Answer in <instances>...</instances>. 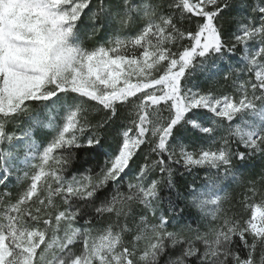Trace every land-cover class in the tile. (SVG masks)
I'll return each mask as SVG.
<instances>
[{
	"label": "snow or ice",
	"instance_id": "1",
	"mask_svg": "<svg viewBox=\"0 0 264 264\" xmlns=\"http://www.w3.org/2000/svg\"><path fill=\"white\" fill-rule=\"evenodd\" d=\"M256 156L262 0H0V264H264V170L238 168ZM176 165L209 170L183 207ZM228 180L247 218L223 209Z\"/></svg>",
	"mask_w": 264,
	"mask_h": 264
},
{
	"label": "trees",
	"instance_id": "2",
	"mask_svg": "<svg viewBox=\"0 0 264 264\" xmlns=\"http://www.w3.org/2000/svg\"><path fill=\"white\" fill-rule=\"evenodd\" d=\"M96 39H99V37H97ZM94 42L95 41L92 42L89 41L90 44ZM97 115H98L97 113L92 112L90 113V118H94ZM125 119H126L125 114L122 112L119 118L117 119L116 123L118 125L122 124L124 123ZM24 130L27 131L28 129L25 127ZM11 131L15 133H21V129L16 126H13L11 128ZM44 131H50V130L44 129ZM40 134H41L40 131L37 130L36 131L37 140ZM175 167L177 168L178 171L175 177V182H176V188L179 190V196L176 195V190H172L171 194L172 197L176 199L177 203H179L180 206L183 207L184 197L188 194V190L191 187L199 186L202 183L203 175H204L203 173L205 171V168L193 169L192 171L187 172L183 169L182 166L176 165ZM262 170H264V160H262L259 156H256V159H254V162L250 164L248 170L246 171V174H244V178L247 179L248 181H251L254 177L255 180L259 181L260 180L259 173ZM8 190L12 191L13 195H15L16 192L22 191V183H17L16 181L13 180V183L9 185ZM0 191H4V189L0 188ZM246 192H247L246 188L242 186L233 188L224 208V210L227 211L229 215L236 214L244 218H247L251 214V210H250L251 207H247L246 205L242 206L241 204V202L244 200ZM169 193H170L169 189L167 188L164 189V194L166 197L169 196ZM165 203H167V201H165ZM247 203L254 205L255 203H259V200L257 199L256 201H248ZM85 211L90 213L91 209H85ZM185 215L186 217H188L186 222L189 224L191 223L193 218L197 217L194 208L188 209ZM84 219H87V216H85L83 219L78 218L76 223L77 226H82L84 224ZM107 219H108L107 215L101 218V221L98 222V226Z\"/></svg>",
	"mask_w": 264,
	"mask_h": 264
},
{
	"label": "rangeland",
	"instance_id": "3",
	"mask_svg": "<svg viewBox=\"0 0 264 264\" xmlns=\"http://www.w3.org/2000/svg\"><path fill=\"white\" fill-rule=\"evenodd\" d=\"M253 2H254V0H253ZM262 2H264V0H262ZM9 11L11 12V11H13V9H9ZM90 42H92V41H90ZM133 82H135V80H133ZM192 83H197V84L200 85V87H209V88L213 87V83H212L211 78L208 75H206L204 72H200V71L196 72L192 76V79L189 82V86H191ZM231 87L232 86H231L230 82L229 83H225L222 80L220 81L219 84L216 85V88L218 90H221V91H231ZM201 123L203 124V121H201ZM45 129L51 131V129H49V128H45ZM31 131L34 132L35 138H36V131L37 130L36 129H32ZM222 134H224L223 129H218L217 135H222ZM16 135L20 136L21 133H16ZM201 136H202L201 133H199L196 130H193L191 125H189V130L184 133V143H191L193 145H198L200 143H203V141L200 138ZM22 159L23 158L21 157V161H22ZM254 159H256V157H253L252 159L247 161V167H241V166L238 165L239 170L241 172H243V174H246V171L248 170V167L250 166V164H252L254 162ZM17 167H21L22 168L23 164L22 163H18ZM208 172H209V170L205 168V171L203 173L204 174L203 175V180H202V183L200 185H202V184H204L206 182V178L209 175ZM20 175L23 176V172H20ZM13 180L16 181L15 177H13ZM240 186H241V184H239V183H237L235 181H231V180L223 182V189L224 190L220 193L221 196L225 197L224 204H223V209L225 208V204H226L227 200L229 199L230 193L233 190V188L240 187ZM194 210L196 211V216H198L199 215L198 210H196V209H194ZM250 210H251V212L254 211L255 207L254 206L251 207ZM262 210H264V209H262ZM199 223H200V221L197 220L196 223H193L191 221L190 224H191L192 228H196V227L199 226ZM74 226H77V224H75ZM77 227H79V226H77ZM201 231H203V229H201Z\"/></svg>",
	"mask_w": 264,
	"mask_h": 264
}]
</instances>
